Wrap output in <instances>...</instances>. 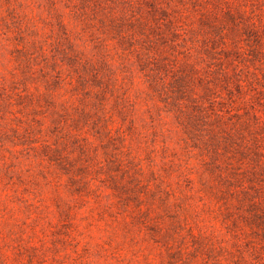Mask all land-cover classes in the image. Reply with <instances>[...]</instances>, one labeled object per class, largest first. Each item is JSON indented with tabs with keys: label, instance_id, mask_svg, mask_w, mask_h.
I'll return each instance as SVG.
<instances>
[{
	"label": "rangeland",
	"instance_id": "obj_1",
	"mask_svg": "<svg viewBox=\"0 0 264 264\" xmlns=\"http://www.w3.org/2000/svg\"><path fill=\"white\" fill-rule=\"evenodd\" d=\"M0 264H264V0H0Z\"/></svg>",
	"mask_w": 264,
	"mask_h": 264
}]
</instances>
